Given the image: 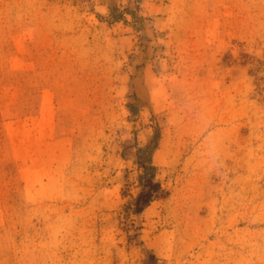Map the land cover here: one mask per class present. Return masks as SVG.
<instances>
[{"label": "rangeland", "instance_id": "374dc122", "mask_svg": "<svg viewBox=\"0 0 264 264\" xmlns=\"http://www.w3.org/2000/svg\"><path fill=\"white\" fill-rule=\"evenodd\" d=\"M0 264H264V0H0Z\"/></svg>", "mask_w": 264, "mask_h": 264}, {"label": "trees", "instance_id": "16d2710c", "mask_svg": "<svg viewBox=\"0 0 264 264\" xmlns=\"http://www.w3.org/2000/svg\"><path fill=\"white\" fill-rule=\"evenodd\" d=\"M126 11L134 16L133 11L129 10L128 8ZM128 13H122L117 8H114L111 13L113 22H119L122 20L126 21L125 14ZM134 21L136 23L138 22L137 17H134ZM130 108L133 111L134 106H130ZM157 146V138H155L149 145H147L145 148L139 149L138 151L139 154H142L144 158V160L141 162V166L144 171L140 177L143 189L135 202L137 213L143 212L153 202L155 194L161 190L160 183L156 181V168L152 161L153 152Z\"/></svg>", "mask_w": 264, "mask_h": 264}]
</instances>
